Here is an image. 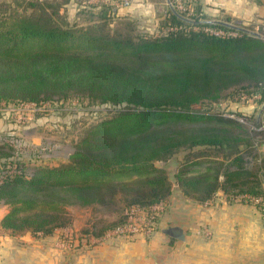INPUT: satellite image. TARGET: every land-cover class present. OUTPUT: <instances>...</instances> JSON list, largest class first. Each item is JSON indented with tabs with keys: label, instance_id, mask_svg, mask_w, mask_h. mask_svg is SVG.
Returning <instances> with one entry per match:
<instances>
[{
	"label": "trees",
	"instance_id": "16d2710c",
	"mask_svg": "<svg viewBox=\"0 0 264 264\" xmlns=\"http://www.w3.org/2000/svg\"><path fill=\"white\" fill-rule=\"evenodd\" d=\"M86 1H66L83 15L82 26L63 22L61 4L47 0L29 2L33 9L28 15L0 14V100L74 96L138 111L119 112L90 126L66 164L39 166L29 178L6 177L0 199L8 212L0 229L48 235L68 224L64 209L74 206L92 211L85 239L100 238L125 224L129 211L145 213L169 202V175L154 162L178 153L182 159L170 176L181 199L206 203L221 191L245 202L260 199V206L264 155L255 152L253 141L261 133L230 118L196 113L195 106L218 100L224 89L242 82L264 85V42L248 35L239 42L204 31L229 28L200 23V16L214 20L216 15L202 10L199 0L187 3L194 11L190 18H197L193 22L168 9L163 18L157 16L147 30L160 33L158 37L136 32V19L118 15L112 2ZM109 22L119 24L113 36L106 28ZM108 210L118 213L116 220L97 216Z\"/></svg>",
	"mask_w": 264,
	"mask_h": 264
},
{
	"label": "rangeland",
	"instance_id": "374dc122",
	"mask_svg": "<svg viewBox=\"0 0 264 264\" xmlns=\"http://www.w3.org/2000/svg\"><path fill=\"white\" fill-rule=\"evenodd\" d=\"M45 1L0 0V14L6 16L11 14L18 16L22 14L28 15L33 9V6L28 5L29 2L40 4ZM47 1L61 4L62 11L58 13V16L62 17L63 22H76L79 26L86 25L85 20L82 19L83 15H79L76 10L66 5L68 3L66 2L67 0ZM86 2L87 4H92L89 0ZM233 3L231 2L232 5ZM212 4H215V2L204 4L202 10L205 7L212 13L211 10L214 8ZM250 9L252 8L250 7ZM117 14L129 15L135 18V30L144 36L158 37L161 35L160 33H153L147 30L152 25V20H149L151 17L147 15L124 14L121 11ZM215 15L216 20L220 23L231 24L236 27V29L223 30L226 33H231V36L225 35L223 37L235 38L242 42L239 38L248 35L259 38L264 42L263 11L258 10L256 12L252 10L250 16L246 19L233 17L234 21L228 20L224 13L218 14L216 11ZM159 18L163 17L160 16ZM199 18L189 17L191 20L197 19L198 21H204L206 17L202 15ZM237 19L240 22H236ZM109 23L106 28L109 30V34L113 36L118 33L119 24L117 22L115 24ZM256 23H258L256 35L245 32V30H248ZM120 30L124 35L126 30L124 28ZM144 30L150 33L148 34ZM193 53L200 55L199 51ZM201 53L204 54L203 52ZM257 53L261 57L263 51L259 50ZM206 54L209 55L207 57L212 59L211 54ZM236 56L237 58L243 57L242 53ZM215 57L217 58L218 56ZM246 84L242 82L224 89L218 100H205L195 106V110L196 113L200 114L233 119L246 126L252 132L261 133L258 135L261 139L258 142L256 140L253 141V144H257L253 147H255L254 150L259 157H262L264 155V97L261 94L264 85L258 83L247 86ZM125 111L134 112L138 111V109L122 104H92L84 98L81 100L74 96L67 99H60L55 96L51 100H40L38 102L25 101L19 98L15 100H0V183L6 177L17 174L29 178L39 166L54 168L66 164L74 151L77 139L90 126L100 124L117 113ZM181 159L182 154L178 153L175 154V158L154 162L155 167L164 168L167 171L173 188L172 195L168 203L154 204L155 206H153L156 208L148 209L149 211L145 214L139 212V215L129 217L130 211L126 213V218H130L135 232L112 235L111 233L107 234L110 232L108 231L100 238L89 236L85 240L83 231L88 228V221L92 216V211L67 206L64 211H66L68 224L54 229L48 235L40 232L33 233L28 230L13 234L0 229V264H87L86 255L90 249L97 248V252H104L105 246L113 242L116 244L117 257L109 261L108 263L110 264H134L128 259L131 253L135 254L136 262H139L135 264H141L144 257L152 258L153 262H155L153 264H164L165 254L163 250L166 245L163 237L159 236L160 229L168 225L171 215L190 216L192 221H195L197 217V211L193 206H190L189 203L187 205L180 204L183 199L176 191L170 176L177 170L178 161ZM254 163L257 164L258 161L256 160ZM254 199L247 203L252 206L253 210L258 211L262 215L263 211L261 212L260 209L263 210L264 203H261L260 208L258 206L259 202ZM174 205L176 206L174 207ZM208 205L207 207H211V204ZM108 211H106L107 213L97 212V216L102 215L100 217L103 218L104 215L108 222L116 220L118 213ZM7 212V204L0 199V220ZM203 231L209 233L207 229ZM92 238L94 240H91L92 242L89 241ZM172 250L176 251L174 255L175 263L179 264L181 257L179 246L177 245L176 249L172 247ZM169 253L170 249L168 248V253L166 254L168 258ZM156 258H159V260H155Z\"/></svg>",
	"mask_w": 264,
	"mask_h": 264
},
{
	"label": "crops",
	"instance_id": "0c3cea01",
	"mask_svg": "<svg viewBox=\"0 0 264 264\" xmlns=\"http://www.w3.org/2000/svg\"><path fill=\"white\" fill-rule=\"evenodd\" d=\"M89 1L94 4L108 3L112 0ZM199 1L201 5L215 2L212 4L213 13L215 14L216 11L218 14L224 13L230 21H234L233 17L246 19L252 10L264 12V0ZM165 2L166 0H130V5L118 7L117 13L121 11L124 14L147 15L151 17L149 20L156 21L157 16H163L166 12ZM231 2H234L233 5ZM113 10L114 14L116 10ZM236 22H240L239 19ZM181 203L183 205L189 203L193 206L197 211V217L195 221H192L190 216L171 215L168 225L160 229L159 236L163 237L166 245L163 250L164 264H176L174 258L176 251L172 250V247L176 249L177 245L181 253L179 264H264V215L253 210L251 205L242 200V197L228 198L221 191H217L209 202L196 203L181 200ZM208 204H211V207H207ZM166 229L179 230L183 239L163 233L162 230ZM204 229H207L209 233L204 232ZM91 240L94 239H89ZM105 247L104 252H97V248L90 249L86 255L87 264H110L108 262L117 257L116 244L108 243ZM168 248L170 249L169 258L168 255L166 256ZM128 259L134 264L139 263L136 262L134 253H131ZM146 263L155 262L152 258L144 257L141 264Z\"/></svg>",
	"mask_w": 264,
	"mask_h": 264
},
{
	"label": "built area",
	"instance_id": "2783aa9c",
	"mask_svg": "<svg viewBox=\"0 0 264 264\" xmlns=\"http://www.w3.org/2000/svg\"><path fill=\"white\" fill-rule=\"evenodd\" d=\"M191 1H194V0H166V7H167L168 10L171 11L172 14L176 15L177 17H179V18H181L183 20L189 21V22H193V20L189 19V17L193 16L194 11H193V8L191 6H188V4H187L188 2H191ZM111 2L116 8H118V7H128L130 5V0H118V1H115V0L113 1L112 0ZM182 13H186V15H185L186 17H184L182 15ZM199 14H201V13H199ZM199 22L203 23V24H208V23L221 24V25L229 28V30H231L232 28L236 29L235 26H232L231 24L220 23L216 19H214V20H204V21L200 20ZM203 30L208 32V33H210V34L216 35V36H225V35L231 36V33H229V32L226 33L221 28L204 27ZM257 30H258V23H256L254 26H251V28H249L248 30H245V32H247L248 34L256 35ZM263 30H264V28H263ZM248 199L252 200L253 198H249L248 197ZM254 200H257L258 202H261L260 199H254ZM154 206H152L150 209L156 208ZM130 213L131 214H129V217L133 216V215H137V214L139 215V210L133 209V210L130 211ZM145 213H147V212H145ZM145 213H143V214H145ZM263 215H264V206H263ZM129 217H128V219H127L125 224L116 227L115 229L111 230L107 234H109V233H111L112 235H114V234H124V233L125 234H130V233L135 232V228L132 225Z\"/></svg>",
	"mask_w": 264,
	"mask_h": 264
},
{
	"label": "water",
	"instance_id": "95a60500",
	"mask_svg": "<svg viewBox=\"0 0 264 264\" xmlns=\"http://www.w3.org/2000/svg\"><path fill=\"white\" fill-rule=\"evenodd\" d=\"M114 11V10H113ZM163 233H166L172 237L178 238L180 240H182V236L179 230L176 229H166V230H162Z\"/></svg>",
	"mask_w": 264,
	"mask_h": 264
}]
</instances>
